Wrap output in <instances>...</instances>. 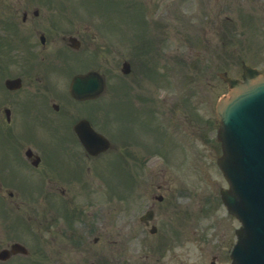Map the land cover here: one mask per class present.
<instances>
[{
	"label": "rangeland",
	"instance_id": "374dc122",
	"mask_svg": "<svg viewBox=\"0 0 264 264\" xmlns=\"http://www.w3.org/2000/svg\"><path fill=\"white\" fill-rule=\"evenodd\" d=\"M135 1H142V9L146 8L148 13L146 15L150 17V20L147 18L148 29H143L145 33L149 31L150 37L154 36L151 40L152 45L149 44L150 59H153L155 65L158 63L162 67L159 72L165 69L173 74L169 79L170 84L163 77L158 80V85L148 80L145 84L148 97L157 102V105L163 104L164 113H161V116L163 118L169 116L172 124L169 130L176 128L178 136L184 138V141L179 138L181 140L179 142L183 141L182 143L172 138L162 140L170 159L181 169L180 173L175 169H166L168 166L155 156L151 161L158 160L162 164L157 165L158 170H155L159 174L157 179H170L173 186L177 185L180 190H184L179 192L176 204L186 209L190 216L181 219L185 225L184 230H169L168 235L172 236L178 232L179 236L173 243L162 244H166L164 247H167L162 256L158 253L159 243L155 238L164 234L165 230H159L156 236L144 230L142 236H133L127 240L125 244L129 250H133V256L127 264H209L214 254H217L215 264H225L226 258L220 253H225L226 249L230 251L235 239L234 229L239 223L226 213L217 199L219 189L225 188L226 183L215 164L219 148L215 141L217 122L213 111L217 100L227 92L226 84L218 78L217 72L225 71L229 76H239L240 59L246 57L264 72V43L257 46L262 49L261 51L255 50V42L260 39L255 35L250 18L254 20L256 13L244 10L238 6L237 1L231 0ZM19 2L23 7L24 1ZM59 2L64 4L68 14L76 19H87L90 21L89 24L94 20L101 22L102 47L108 45L104 39L109 34L106 27L110 24L121 25L114 28L123 26L125 32L131 35L139 34L137 27L132 24H135L133 21H137L140 14L138 16L133 10L134 6H131V13L129 12L127 0H59ZM108 2L110 6H106ZM257 11L261 14V11ZM245 16L250 21L248 25L242 21ZM153 20L157 23H153ZM140 21L143 22L142 17ZM244 23L247 26L243 25ZM138 26L143 27L141 23ZM229 28L231 30L227 34L226 29ZM143 32L141 36L145 39L147 35H143ZM223 40L231 43L227 46ZM99 55L102 69L110 66L113 68L111 62L114 61L117 62L114 64L118 69L123 50L120 49L116 57L103 53ZM196 64L199 69L202 68L206 72L201 73L200 70L194 69ZM158 99L162 102L158 103ZM184 143L186 147L183 146ZM118 205L123 204L120 202L116 204L117 220L120 224L123 221V210L120 213ZM37 207H43V204L22 203L21 212L34 217L39 215ZM103 218L104 215L101 213V225ZM179 221L180 218H172L171 214L165 212L157 216L156 223L168 227L171 222ZM3 224L0 221V250L14 242H23L22 244L32 254L29 257L17 255L0 264H45L40 260L41 254L42 259H46L45 249H42L43 253L38 254L33 246L47 244L46 230H38L34 224L31 225V229L26 225V230H7ZM178 228L179 224L174 226V229ZM116 232L120 230H115ZM95 233L100 237L96 250L105 251L107 256L114 251L111 247L125 251L124 237L120 234L114 236V230H96ZM122 253V251L116 253V261ZM84 254L85 258L82 261L84 264H90L93 258L87 259L88 250H85Z\"/></svg>",
	"mask_w": 264,
	"mask_h": 264
},
{
	"label": "flooded vegetation",
	"instance_id": "af4514ba",
	"mask_svg": "<svg viewBox=\"0 0 264 264\" xmlns=\"http://www.w3.org/2000/svg\"><path fill=\"white\" fill-rule=\"evenodd\" d=\"M28 32L33 44L23 46V41L15 44L14 40L0 50V184L11 189L10 199L28 197L30 188L45 187L48 238L47 244L37 251L43 253L45 249V264H84L85 250L87 259L93 258L90 264H127L133 250H129L126 241L144 232L133 230L132 202L126 205V230L115 233V219L110 226L114 236L124 237L125 251L111 247L114 251L107 256L105 251L95 249L100 241L95 233L97 179H86L85 173L98 171V156L103 153L90 155L76 128L81 134V123L86 120L94 131L101 132L100 100L96 96L79 101L68 92L75 75L99 74V61L93 56L69 59L65 52H52L49 41L57 28L51 24L42 23L34 29L35 37L31 27ZM89 140L95 145L93 138ZM138 148L141 152H133L138 151L135 147L129 154L130 171L136 173V178L128 180L129 192L134 184L142 187L146 181L143 176L148 161L143 138ZM142 199L136 208L145 206ZM121 251L116 261L115 255Z\"/></svg>",
	"mask_w": 264,
	"mask_h": 264
},
{
	"label": "water",
	"instance_id": "95a60500",
	"mask_svg": "<svg viewBox=\"0 0 264 264\" xmlns=\"http://www.w3.org/2000/svg\"><path fill=\"white\" fill-rule=\"evenodd\" d=\"M222 77L230 91L216 106L224 151L218 164L231 187L222 197L243 225L232 264H264V76L246 69L244 82Z\"/></svg>",
	"mask_w": 264,
	"mask_h": 264
}]
</instances>
